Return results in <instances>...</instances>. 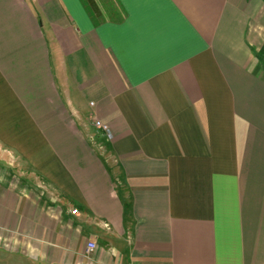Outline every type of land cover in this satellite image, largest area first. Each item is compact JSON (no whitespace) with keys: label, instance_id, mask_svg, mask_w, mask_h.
Wrapping results in <instances>:
<instances>
[{"label":"crops","instance_id":"0c3cea01","mask_svg":"<svg viewBox=\"0 0 264 264\" xmlns=\"http://www.w3.org/2000/svg\"><path fill=\"white\" fill-rule=\"evenodd\" d=\"M263 22L264 0H0V264H264Z\"/></svg>","mask_w":264,"mask_h":264},{"label":"rangeland","instance_id":"374dc122","mask_svg":"<svg viewBox=\"0 0 264 264\" xmlns=\"http://www.w3.org/2000/svg\"><path fill=\"white\" fill-rule=\"evenodd\" d=\"M263 24H264V22H263ZM255 30H257V29H255ZM255 33H256V31H255ZM256 38H257V43H256V45H255V47H254V51H258L259 52V54H258V59H259V61H260V63H261V68H262V70H264V27H262L260 30H259V32L257 31V33H256ZM262 75L264 76V71H262ZM10 163L8 162V161H6L5 163H4V165H5V167H6V165L7 166H10L9 165ZM10 169H13V168H10ZM8 170V169H7ZM7 172V171H6ZM15 176H19V177H21L22 179H25V180H27V181H30V183L32 184V186H34L36 183L34 182V177H31L30 175H29V173L28 172H24V171H18V172H15V173H13ZM34 188H36V186L34 187ZM37 189L38 190H41V188L39 189L38 187H37ZM119 188H118V192H119Z\"/></svg>","mask_w":264,"mask_h":264},{"label":"built area","instance_id":"2783aa9c","mask_svg":"<svg viewBox=\"0 0 264 264\" xmlns=\"http://www.w3.org/2000/svg\"><path fill=\"white\" fill-rule=\"evenodd\" d=\"M91 106H93V103L91 104ZM94 126L96 129H98L99 131H101V133L105 134L106 136L110 137V129L108 127V125L102 123L101 121L95 119L94 120ZM73 214H77V210H74L72 212ZM96 249V245L94 243H90L88 245V252L92 253L94 252Z\"/></svg>","mask_w":264,"mask_h":264}]
</instances>
